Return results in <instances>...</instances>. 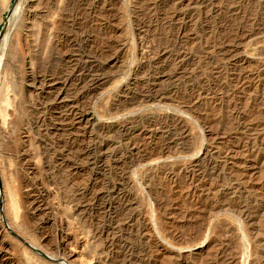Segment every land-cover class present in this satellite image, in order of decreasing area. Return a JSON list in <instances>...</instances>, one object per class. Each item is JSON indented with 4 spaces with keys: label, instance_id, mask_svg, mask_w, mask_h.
Segmentation results:
<instances>
[{
    "label": "rangeland",
    "instance_id": "1",
    "mask_svg": "<svg viewBox=\"0 0 264 264\" xmlns=\"http://www.w3.org/2000/svg\"><path fill=\"white\" fill-rule=\"evenodd\" d=\"M22 1L0 264H264V0Z\"/></svg>",
    "mask_w": 264,
    "mask_h": 264
},
{
    "label": "bare ground",
    "instance_id": "2",
    "mask_svg": "<svg viewBox=\"0 0 264 264\" xmlns=\"http://www.w3.org/2000/svg\"><path fill=\"white\" fill-rule=\"evenodd\" d=\"M21 1H22V0H21ZM22 2H23V1H22ZM6 4H7V3H6ZM19 5H21V4L19 3ZM21 6H22V5H21ZM18 7H19V6H18V4H17L16 7H15V9H14L13 12H12V13H13V15L11 16V17H12V20H13V18H15L14 16H15L16 11H19V10H17ZM5 8H6V7H5ZM5 8H4V9H5ZM4 9H3V10H4ZM18 13H19V12H18ZM16 14H17V13H16ZM10 19H11V18H10ZM12 20H10V21H12ZM8 21H9V20H8ZM7 30H8V29H7ZM8 32H9V31H8ZM7 35H8V34H7ZM4 36H5V35H4ZM6 39H7V38L5 37V42H6ZM0 44H1V43H0ZM2 44H3V43H2ZM4 46H5V44L2 46V48H1V50H0V75L3 74L2 70H3L4 68L2 69V67H4V65L6 64L5 62H3V63H5V64L2 66V64H3V63H2V56H4V55H2V50L5 49ZM3 53H4V52H3ZM4 57H5V56H4ZM4 61H5V59H4ZM6 65H7V64H6ZM1 69H2V70H1ZM1 72H2V73H1ZM3 82H4V81H3ZM3 87H4V86H3ZM1 88H2V87H1ZM8 101H9V100H8ZM10 106H11V105H10ZM3 112H4V111H3ZM65 254H66V253H65ZM67 254H68V253H67ZM66 261H67V260H66ZM67 262H68V261H67ZM59 263H60V262H59Z\"/></svg>",
    "mask_w": 264,
    "mask_h": 264
},
{
    "label": "water",
    "instance_id": "3",
    "mask_svg": "<svg viewBox=\"0 0 264 264\" xmlns=\"http://www.w3.org/2000/svg\"><path fill=\"white\" fill-rule=\"evenodd\" d=\"M16 1H17V0H13V5H15ZM12 12H13V8H10V9L8 10L7 19H6L5 23H4V26L2 27V29H1V31H0V38H1V35H2L3 31H4V29H5V26H6L7 23H8L9 18H10L11 15H12Z\"/></svg>",
    "mask_w": 264,
    "mask_h": 264
}]
</instances>
